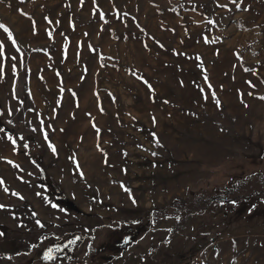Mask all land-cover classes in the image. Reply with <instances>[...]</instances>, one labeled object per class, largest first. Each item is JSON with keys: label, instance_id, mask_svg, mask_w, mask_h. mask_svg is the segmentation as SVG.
I'll list each match as a JSON object with an SVG mask.
<instances>
[{"label": "rangeland", "instance_id": "obj_1", "mask_svg": "<svg viewBox=\"0 0 264 264\" xmlns=\"http://www.w3.org/2000/svg\"><path fill=\"white\" fill-rule=\"evenodd\" d=\"M0 25V264H264V0H0Z\"/></svg>", "mask_w": 264, "mask_h": 264}, {"label": "snow or ice", "instance_id": "obj_2", "mask_svg": "<svg viewBox=\"0 0 264 264\" xmlns=\"http://www.w3.org/2000/svg\"><path fill=\"white\" fill-rule=\"evenodd\" d=\"M82 2H83V0H82ZM232 2H233V3H236L237 0H232ZM94 3H95V0H94ZM100 19H101V20L104 19V15H103V13L100 14ZM0 27H3V26L0 25ZM5 31H7V29H5ZM3 47H4V46H3L2 44H0V60H2V58L4 57ZM13 59H14V58H13ZM13 70H14V72H15V65H13ZM246 71H248V70L246 69ZM2 74H3V69H2V67H0V75H2ZM205 83L208 84L209 91L212 93L213 99L216 101V104H217V106L219 107V106H220V102H219L218 99H216L215 92H214V90L212 89L211 84L208 82L206 76H205ZM249 83H250V82H249ZM253 87H254V86H253ZM201 91L203 92V89H201ZM250 94H251V93H250ZM262 99H264V97H262ZM9 114H11V113H9ZM153 122L155 123V121H153ZM41 127H42V128L44 127L42 121H41ZM49 127H50V126H49ZM94 127H95V125H94ZM33 130H35V129H33ZM0 131H3V129H0ZM97 131H98V130H97ZM45 138L47 139L46 134H45ZM10 139H11V137H10ZM21 139H22V138H21ZM12 143H13V145H15V140H14V139L12 140ZM25 147H27V145H25ZM52 150H53V152H55V148H54V147L52 148ZM154 155H155V154H154ZM0 184H3V181H2V180H0ZM5 191H7V189H5ZM13 195H16V193H13ZM21 198H22V197H21ZM3 207H4L3 205H0V208H3ZM48 258H51V250H49Z\"/></svg>", "mask_w": 264, "mask_h": 264}, {"label": "trees", "instance_id": "obj_3", "mask_svg": "<svg viewBox=\"0 0 264 264\" xmlns=\"http://www.w3.org/2000/svg\"><path fill=\"white\" fill-rule=\"evenodd\" d=\"M26 155H28L33 160V162L38 163V160H39V156L38 155H32L30 152H27Z\"/></svg>", "mask_w": 264, "mask_h": 264}]
</instances>
